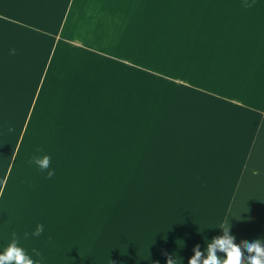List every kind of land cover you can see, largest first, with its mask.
<instances>
[{
	"label": "crops",
	"instance_id": "obj_1",
	"mask_svg": "<svg viewBox=\"0 0 264 264\" xmlns=\"http://www.w3.org/2000/svg\"><path fill=\"white\" fill-rule=\"evenodd\" d=\"M162 9L167 47L149 66L129 45ZM134 71L151 94L103 237L80 239L59 209L3 204L28 197L16 190L24 152L91 149L44 140L92 136L96 103L108 108ZM37 168L20 181L40 182ZM226 224L238 244L264 241V0H0V254L15 232L39 264H189Z\"/></svg>",
	"mask_w": 264,
	"mask_h": 264
},
{
	"label": "rangeland",
	"instance_id": "obj_2",
	"mask_svg": "<svg viewBox=\"0 0 264 264\" xmlns=\"http://www.w3.org/2000/svg\"><path fill=\"white\" fill-rule=\"evenodd\" d=\"M167 42L168 15L162 9L147 21L144 31L133 40L129 49L139 52V57L143 56L148 63L146 65L150 66L153 51L167 47ZM145 94H151V76L130 72L127 78H123L122 86L120 83L114 85L113 100L108 108L96 103L98 119L102 116L103 121L98 120L97 131L92 136L81 134L73 140L69 135L58 136L54 131L47 132L46 145L81 143L85 147L88 144L84 143L89 142L91 149L59 152L37 148L28 154L24 152L15 163L18 176L16 190H24L28 197L3 200L2 203L5 201L7 206L37 210L59 209L64 212L66 223L80 224V239L88 238L91 233L103 237L107 195H115L120 190L122 149L135 144L137 103ZM93 127V123L85 121L86 130ZM45 154L51 157L48 170H54L52 178H48V170H41L44 176L40 182L22 183L20 178L23 180L26 175L31 176L38 170L32 162L33 157Z\"/></svg>",
	"mask_w": 264,
	"mask_h": 264
},
{
	"label": "clouds",
	"instance_id": "obj_3",
	"mask_svg": "<svg viewBox=\"0 0 264 264\" xmlns=\"http://www.w3.org/2000/svg\"><path fill=\"white\" fill-rule=\"evenodd\" d=\"M32 162L45 171L50 168L51 157L47 154L42 157L35 156ZM47 174L49 179L52 178L54 170H48ZM221 228L224 234L213 237L211 242L207 243L204 251L200 250L199 245L196 246L195 254L190 258L189 264H264V241L256 239L252 242L242 241L238 244L235 242V237L230 234L229 224L223 225ZM43 230L44 226L38 224L33 235L39 236ZM25 237H27V233H25ZM32 251L36 257L41 256L38 250L33 249ZM218 252H223L226 256L218 255ZM0 264H39V262L24 247L20 246L18 236L13 232L10 243L0 254ZM167 264H176V261L169 258Z\"/></svg>",
	"mask_w": 264,
	"mask_h": 264
}]
</instances>
